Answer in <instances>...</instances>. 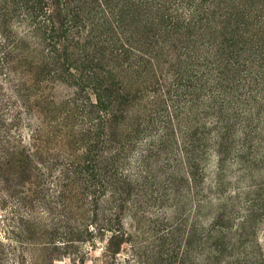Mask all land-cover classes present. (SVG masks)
Wrapping results in <instances>:
<instances>
[{"label":"rangeland","instance_id":"rangeland-1","mask_svg":"<svg viewBox=\"0 0 264 264\" xmlns=\"http://www.w3.org/2000/svg\"><path fill=\"white\" fill-rule=\"evenodd\" d=\"M45 1L61 40L63 0ZM216 1L212 18L220 20L225 0ZM14 4L0 0V264H264V85L241 105L258 131L255 140H228L225 186H210L219 164L213 142H205L207 167L196 182L184 169L182 146L198 125L206 123L212 137L217 130L208 109L221 75L194 59L208 55L230 71L210 26L190 41L169 39L158 65L136 69L108 53L99 56L104 63L114 59L130 93L124 107L130 116L111 123L104 137L101 112L87 113L80 104L87 99L77 100L76 79L48 78L36 68L28 53L35 41L25 34L23 16L13 14ZM64 44L69 54L79 52L76 43ZM186 46L196 52L192 59L183 56ZM183 73L199 84L189 94L173 88ZM229 82L223 84L234 88ZM82 96L96 100L90 90ZM69 99L74 102L62 105ZM164 102L176 118L172 135L162 128L147 135L144 118ZM162 135L170 141L157 159L148 144Z\"/></svg>","mask_w":264,"mask_h":264},{"label":"trees","instance_id":"trees-1","mask_svg":"<svg viewBox=\"0 0 264 264\" xmlns=\"http://www.w3.org/2000/svg\"><path fill=\"white\" fill-rule=\"evenodd\" d=\"M216 2V0H63L65 16L61 23V40L55 35L58 22L51 16L45 0H13L15 3L13 14L20 13L23 16V22L28 27L25 34L35 41L34 49L28 53L34 58L36 68L48 78H53V74H57L56 79H76L72 85L76 88L75 94L79 96L77 100L87 99L86 102L80 103L86 106L87 110L90 109L87 113L93 114L92 109L101 112L97 119L101 120L103 128L106 129L104 137L109 135L111 123L121 125L120 121L126 117L124 114L130 116V112L124 109L130 93L123 80L118 79L116 67L111 66L114 59L107 58V63H104L99 56L108 53L136 69L146 67V63L150 66L158 65L157 61L162 55L161 45L170 42L169 39L186 38L190 41L195 37H201L204 30L210 26V31L216 35L213 47L219 46V50H225L230 71H227V67L224 68L226 71H221L218 65L209 62L208 55L200 54L194 59L201 64L200 69H204L203 66L208 68L204 63L208 62L216 67L214 70L221 75L220 81L213 80L216 84L215 93H220L217 94V100L214 98L212 103H209L208 109L213 112L215 119L213 122L215 128L212 130L216 128L217 130L216 136L212 137L211 132L209 134L207 131L206 123L199 124L193 133V139L184 142L182 157L184 169L188 170L186 172L188 179L196 182L207 167V160L204 158L207 151L204 150L207 144L205 142H213L219 164L210 179L212 183L210 186H225L224 165L230 158L231 150L228 148V140L237 135L255 140L258 131L252 124L255 120L251 122L253 118L249 117L250 114L244 116V112L247 111L241 105L249 95L259 89V86L264 85V0H225L221 3L225 4L221 11L227 12L218 14L220 20L212 18ZM81 28L83 30H79ZM76 39L78 41H75ZM67 41L76 43L75 49L79 51L77 54H69L67 50L70 46L64 44ZM188 44L190 45V42ZM58 46L65 48L63 54L56 50ZM190 49L186 46L183 53L188 60L196 54ZM183 56L178 59L179 62ZM181 64L183 65L182 62ZM247 65V69H242ZM67 66H70V70ZM72 70L78 73L77 76L71 72ZM238 70L244 73L240 75ZM200 72L205 76L209 71L199 70ZM183 74L175 76L173 88L189 94L191 88L199 84L193 85L196 80L193 73L192 76L188 73ZM227 79L232 81L229 83H233L234 88L223 84ZM89 90L96 95L93 102L89 101V97L82 98ZM72 102L74 101L69 99L62 105ZM164 106V109H153L151 114L144 118L146 128L143 132L149 131L147 135L153 131L162 133L158 131L161 128L164 132L166 130L168 135H172L170 131H173V127L170 125L176 118L170 111L173 109L172 105L164 102ZM208 111L206 113L212 115V112ZM142 138L144 139V136ZM169 141L162 135L148 144L157 150L153 156L158 159L160 153L166 149L165 145H169ZM174 143L177 145V142ZM238 156L240 158V155ZM119 167L125 169L121 165ZM183 176L180 179L182 185L187 184V179ZM202 238L203 236L199 238L201 242L208 243L207 238Z\"/></svg>","mask_w":264,"mask_h":264}]
</instances>
